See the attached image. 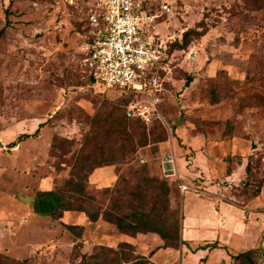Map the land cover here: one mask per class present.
Segmentation results:
<instances>
[{
	"label": "rangeland",
	"instance_id": "rangeland-1",
	"mask_svg": "<svg viewBox=\"0 0 264 264\" xmlns=\"http://www.w3.org/2000/svg\"><path fill=\"white\" fill-rule=\"evenodd\" d=\"M93 1L0 0V264H123L140 254L151 261L144 264H249L232 256L251 245L246 238L234 235L228 249L201 254L196 240L174 244L156 232L119 230L103 212L127 214L133 203L170 233L192 218L195 237L212 240L217 225L201 222L222 195L264 210V0H154L169 5L149 27L165 67L152 119L133 116L147 138L139 145L136 133L133 151L119 132L107 133L110 111L124 112L132 99L147 104L150 94L90 79L81 47ZM187 29L188 43L175 47ZM95 143L114 158L89 173L82 193L65 187L77 156L98 155ZM145 173L166 179L167 205ZM47 189L72 193V205L37 210ZM78 205L100 213L92 219ZM230 206L220 208L229 221L252 224ZM123 241L133 252L118 250ZM257 245L253 260L264 264V234Z\"/></svg>",
	"mask_w": 264,
	"mask_h": 264
},
{
	"label": "built area",
	"instance_id": "built-area-1",
	"mask_svg": "<svg viewBox=\"0 0 264 264\" xmlns=\"http://www.w3.org/2000/svg\"><path fill=\"white\" fill-rule=\"evenodd\" d=\"M169 5L154 0H94L87 16L88 35L82 45L96 80L105 87L126 92H148L149 103L130 100L126 115L144 122L152 119L156 91L164 69L162 42L156 39L154 22ZM186 189L185 184H181Z\"/></svg>",
	"mask_w": 264,
	"mask_h": 264
},
{
	"label": "trees",
	"instance_id": "trees-1",
	"mask_svg": "<svg viewBox=\"0 0 264 264\" xmlns=\"http://www.w3.org/2000/svg\"><path fill=\"white\" fill-rule=\"evenodd\" d=\"M4 28L0 29V33H2ZM190 31L192 29H187L184 30L182 33V40L180 42H176L175 47L182 48L188 43V36ZM90 79L92 81H95V77L93 72L91 71L90 74ZM192 80V74L189 73L185 77V84H189L190 81ZM212 102H216L218 99L216 96L211 97ZM95 117V115H93ZM110 118L111 122L107 127V133L110 135H115L117 132H119L121 135L125 137V139L128 141L127 144H129V148L131 151L135 150V135L137 133L138 137L136 139L137 144L139 145H144L147 144V138L145 134V124L140 121L138 118H133L130 116H127L125 114V111L123 112L121 108L115 107L110 111ZM133 118V120L130 122L129 120ZM140 121V122H139ZM138 122V123H137ZM140 123V124H139ZM142 123V124H141ZM142 125V126H141ZM139 127H142L143 130L139 131ZM228 133L226 131L224 134ZM23 135H27V133L21 134V137ZM20 136V135H18ZM119 135L117 137H114L115 140L120 138ZM12 145H15V141H11ZM94 149L98 148L99 152L98 155L95 156V154H90L89 152H86L82 156H77L75 159L77 160L75 162V169H73L74 176L69 177L65 182L64 185L65 187L68 186L69 189L72 191L82 193L84 191V186L86 179L91 173V171L96 168L97 166L102 165L103 163H106L108 160H111L114 158V155L110 153L109 155H106L105 152L103 151V145H98L95 143L93 145ZM102 149V150H101ZM228 158V157H227ZM81 159V160H80ZM246 170H249V164L247 163L245 166ZM145 170V167L143 165V169ZM231 168L230 166H227L226 168V173H230ZM143 179H146L147 182H152L153 189L156 190V194L158 196L157 200L161 201L164 205L168 203V192H169V186L168 183L166 182V179H158L157 177L153 176H148L146 173L143 175ZM245 181L244 183H246ZM140 187V186H139ZM70 191V190H69ZM259 190H254L253 193L254 195L258 194ZM71 192V191H70ZM39 193L42 195L41 198L38 199L36 209L39 211H48V213H55L57 210H59L61 207H65L66 205H72V197L70 198L71 194H65L62 191L59 190H52V189H47V190H41ZM144 201V197L142 199V202ZM130 205L133 206V210L127 214H119L116 212H113L112 210L108 209L103 212V215L105 219L109 222L114 223L115 227L119 230H127V231H132V232H138V231H152L156 232L160 235L161 238L165 239H172L174 241V244H182L185 243L187 244L188 242L182 238L181 236V220H180V226L174 230V232H168L165 229H161L158 226L153 225L151 219L142 211H138L137 205H134L133 203H130ZM120 203L115 204V208H120ZM139 206V205H138ZM167 208V206H166ZM41 209V210H40ZM77 209L83 210L91 216L92 219H96L99 215L100 212L98 211H93L89 210L83 205H78ZM182 218V217H181ZM68 227H74V224H65ZM120 248L118 250H121L123 253H126V248H130V252L132 251V244L128 241H123L119 243ZM219 243L217 240L213 241H207L204 243H199L196 245L194 248L195 250L198 248H214V247H219ZM259 245L249 247L247 249L241 250L236 252L234 255H232L234 258H241V259H246L248 260L249 264H255V261L253 260V254L256 252V250L259 248ZM146 255L140 254V255H135L134 260L130 261L128 259H125L123 264H144L142 260H146ZM148 262H151L147 258Z\"/></svg>",
	"mask_w": 264,
	"mask_h": 264
},
{
	"label": "crops",
	"instance_id": "crops-1",
	"mask_svg": "<svg viewBox=\"0 0 264 264\" xmlns=\"http://www.w3.org/2000/svg\"><path fill=\"white\" fill-rule=\"evenodd\" d=\"M103 167L104 166L96 168L91 174H94L96 171L100 170ZM101 172H103V171H101ZM112 178H111V180H112ZM222 196H221V200H223L225 202L218 199L212 203L213 209H212V211H209L210 214H208V216L211 215L210 217H212V218H210V221H209V219H206V220L201 222V223H205V225H208V227L213 226V228H216V227H214V224H216L217 229H218L217 238L212 239V240H207L208 238H203L201 240L197 239V237H195L196 236L195 235L196 230L193 229L195 225L192 224L193 223L192 218L188 219L187 224L184 223L183 221L181 222V236H182V238L185 239L186 241H189L190 243L197 242V244L198 243H204L207 241L217 240L219 245H220L219 246L220 248L228 249V245H229L228 242H230L231 238H233L235 235L240 240H243V238H246L249 241V243H251V245L249 247L256 246L258 244V239L264 234V210L263 211L258 210L256 207H251L249 205H241V204H238L237 202L233 201L232 199H230V197H225V196L222 197ZM232 203L241 207L242 209H244L243 210L244 214H246V216L244 217L245 220L252 219L251 223L254 226L256 224L259 225L258 227L256 225L255 231L249 232L250 229L254 228V227H251L252 224L251 225H247L246 223L239 224L238 222L232 223L231 220L229 221V219H231V217L223 214L222 210H224L225 208L230 209V207H231L230 205ZM220 208H222V210H220ZM219 218H220V220H219ZM221 221H223V223ZM219 224H221V225H219ZM221 229H222V231H227V232L225 234H222L223 232H221ZM221 234H222V236H221ZM193 240H196V241L193 242ZM219 247H214L211 249L198 248V249H196V253L201 252V254H202L205 251L209 252L212 249L219 248ZM199 255H200V253H199Z\"/></svg>",
	"mask_w": 264,
	"mask_h": 264
},
{
	"label": "bare ground",
	"instance_id": "bare-ground-1",
	"mask_svg": "<svg viewBox=\"0 0 264 264\" xmlns=\"http://www.w3.org/2000/svg\"><path fill=\"white\" fill-rule=\"evenodd\" d=\"M154 32H155V30H154Z\"/></svg>",
	"mask_w": 264,
	"mask_h": 264
}]
</instances>
